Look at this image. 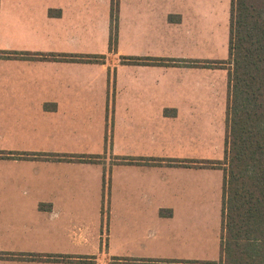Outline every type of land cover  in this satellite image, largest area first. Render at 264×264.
Segmentation results:
<instances>
[{"label": "crops", "instance_id": "0c3cea01", "mask_svg": "<svg viewBox=\"0 0 264 264\" xmlns=\"http://www.w3.org/2000/svg\"><path fill=\"white\" fill-rule=\"evenodd\" d=\"M116 3L0 0V264H220L217 7Z\"/></svg>", "mask_w": 264, "mask_h": 264}, {"label": "trees", "instance_id": "16d2710c", "mask_svg": "<svg viewBox=\"0 0 264 264\" xmlns=\"http://www.w3.org/2000/svg\"><path fill=\"white\" fill-rule=\"evenodd\" d=\"M116 4L112 0L110 50L116 42ZM228 54L227 61L215 63L229 68L225 156L223 162L201 163L224 165L219 263L264 264V0H230Z\"/></svg>", "mask_w": 264, "mask_h": 264}, {"label": "rangeland", "instance_id": "374dc122", "mask_svg": "<svg viewBox=\"0 0 264 264\" xmlns=\"http://www.w3.org/2000/svg\"><path fill=\"white\" fill-rule=\"evenodd\" d=\"M203 2L216 5L217 7L216 11L212 13L218 23L217 25L218 31L215 39L217 40V45L219 47V56L221 57L220 59L223 58L228 59V55H229L228 54V22H229L230 0H203ZM203 14H207V13H203ZM82 161L88 162L87 160H82ZM135 161L136 160H133V162ZM108 181L109 179L106 180V182ZM106 191H107L106 193H108V189H106ZM219 209L221 211L220 216H221V224H222L223 199H222V203L219 206ZM221 224H220V234H221Z\"/></svg>", "mask_w": 264, "mask_h": 264}]
</instances>
